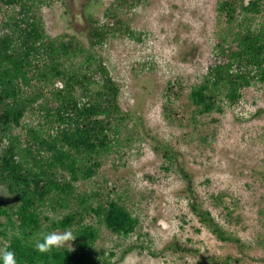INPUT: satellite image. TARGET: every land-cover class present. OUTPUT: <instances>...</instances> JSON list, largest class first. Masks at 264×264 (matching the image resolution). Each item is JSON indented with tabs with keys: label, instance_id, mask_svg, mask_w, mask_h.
Segmentation results:
<instances>
[{
	"label": "rangeland",
	"instance_id": "rangeland-1",
	"mask_svg": "<svg viewBox=\"0 0 264 264\" xmlns=\"http://www.w3.org/2000/svg\"><path fill=\"white\" fill-rule=\"evenodd\" d=\"M113 1L47 0L39 13L50 36L71 34L88 44L91 19L107 21ZM217 2L127 5L117 18L137 38L121 34L96 49L130 117L118 151L103 160L95 177L78 182L77 192L111 195L139 219L127 236L97 225L94 254L102 258L100 264H210L212 257L227 255L240 257V264H264V84L244 88L239 102L225 103L222 112L196 117V122L180 99L167 100L170 91L188 93L213 64ZM17 11L4 6L0 22ZM36 118L32 113L23 122L36 123ZM153 137L180 153L193 191L183 172L154 151ZM0 195L8 198L3 188ZM191 200L210 210L240 243L220 240L193 213Z\"/></svg>",
	"mask_w": 264,
	"mask_h": 264
},
{
	"label": "trees",
	"instance_id": "trees-1",
	"mask_svg": "<svg viewBox=\"0 0 264 264\" xmlns=\"http://www.w3.org/2000/svg\"><path fill=\"white\" fill-rule=\"evenodd\" d=\"M130 1L114 0L107 21L91 19L86 44L75 35L48 34L39 13L47 0H0L2 8L18 9L0 22V190L8 192L6 200L0 195V244L11 245L19 264H100L102 258L94 254L97 225L127 236L139 223L119 199L95 190L77 192V183L95 177L103 160L118 151L130 117L119 104L118 83L96 51L110 37L137 38L117 18L141 0ZM217 3L213 64L188 93L169 90L167 95L169 102L171 96L180 99L195 122L222 112L225 103L239 102L244 88L264 84V0ZM32 113L38 121L23 122ZM152 140L154 151L183 172L193 191L180 153L157 137ZM191 209L220 240L240 243L210 210L195 200ZM68 228L76 235L71 251L68 246L36 250L42 233ZM240 261L227 255L212 257L210 264Z\"/></svg>",
	"mask_w": 264,
	"mask_h": 264
},
{
	"label": "clouds",
	"instance_id": "clouds-1",
	"mask_svg": "<svg viewBox=\"0 0 264 264\" xmlns=\"http://www.w3.org/2000/svg\"><path fill=\"white\" fill-rule=\"evenodd\" d=\"M76 239V235L72 228L64 231H51L42 233L41 238L36 241L35 248L40 253L51 252L53 248L60 249L68 246V250H72V242ZM0 260L3 264H19L16 252L11 249V245L4 241L0 244Z\"/></svg>",
	"mask_w": 264,
	"mask_h": 264
}]
</instances>
